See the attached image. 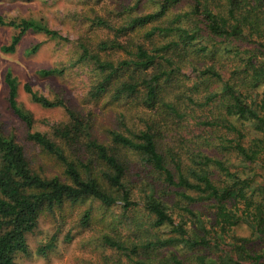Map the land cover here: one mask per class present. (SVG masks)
<instances>
[{
    "label": "trees",
    "instance_id": "trees-1",
    "mask_svg": "<svg viewBox=\"0 0 264 264\" xmlns=\"http://www.w3.org/2000/svg\"><path fill=\"white\" fill-rule=\"evenodd\" d=\"M148 1L153 10L132 14L142 2L133 0L118 26L93 20L115 31L98 49L120 53L117 59L81 44V59L92 60L97 72L92 98L134 100L103 137L93 112L26 82L32 102L68 116L52 136L36 130L34 113L19 99L18 77L6 73L9 110L61 174L33 168L16 135L0 126V264H19L44 210L84 198L130 218L129 235L100 239L118 264H264V0ZM0 25L14 29L5 53H15L28 31L69 41L41 21L0 16ZM132 34L144 41L133 42Z\"/></svg>",
    "mask_w": 264,
    "mask_h": 264
},
{
    "label": "rangeland",
    "instance_id": "rangeland-1",
    "mask_svg": "<svg viewBox=\"0 0 264 264\" xmlns=\"http://www.w3.org/2000/svg\"><path fill=\"white\" fill-rule=\"evenodd\" d=\"M132 3L133 0H0V16L41 21L69 38V41L57 40L44 33L28 31L15 53H5L2 47L10 44L14 29L0 25V126L4 134L16 135L30 164L43 175L61 174L60 166L52 156L27 139L25 123L9 110L6 73L12 71L18 77L19 99L34 113L36 130L52 136L54 126L67 122L68 116L62 108H45L32 102L24 90L26 82H31L37 91L50 98L61 96L84 114L93 112L96 133L103 137L108 128L118 125V112L134 100L114 101L109 95L92 98L91 89L97 72L92 60L81 59V44L86 43L92 52H99L102 57L117 59L121 56L120 53L99 51L98 44L116 34L114 30L95 25L93 20L105 18L118 26L130 16L126 10ZM154 8L150 1L142 0L132 14ZM129 39L144 41L140 34H132ZM37 43H42L40 49L29 54L27 50ZM50 68H63L65 72L51 77L38 74L39 70ZM118 77L114 80L121 79ZM88 208L92 209V218L84 225L82 221ZM131 228L130 218L124 221L119 209L105 208L90 198L67 201L62 207L42 212L38 227L27 235L28 252L18 254L16 259L19 264H118L119 255L100 244V239L107 232L114 235L122 232L124 237L129 235ZM50 243L54 245L47 249ZM42 248H46L45 253L40 251Z\"/></svg>",
    "mask_w": 264,
    "mask_h": 264
}]
</instances>
